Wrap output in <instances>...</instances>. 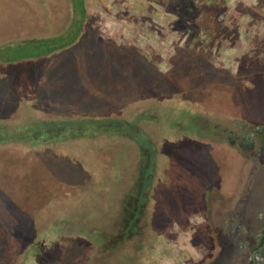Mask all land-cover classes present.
Listing matches in <instances>:
<instances>
[{
	"label": "rangeland",
	"instance_id": "1",
	"mask_svg": "<svg viewBox=\"0 0 264 264\" xmlns=\"http://www.w3.org/2000/svg\"><path fill=\"white\" fill-rule=\"evenodd\" d=\"M108 1L112 13L98 18L99 34L119 44L158 50L163 59L158 70L165 72L174 44L181 40L168 29L171 15L158 6L151 17L159 31L151 32L145 22L120 21L122 0ZM63 3L0 0V56L11 58L6 44L20 42L24 35L64 38ZM226 4L219 19L234 31L215 43L210 66L230 76L242 73L237 84L246 79L249 91L225 92L227 106L192 119H187L189 110L178 107L171 130L162 128L159 134L154 129L161 177L153 183L148 228L114 250L103 245L114 235V208L138 159L135 154L136 159L129 158L126 148L109 145L71 152L52 139L45 148L3 139L0 264H249L252 258L254 264H264V246L255 250L264 228V133L251 134L252 145L242 138L254 127H264V60L259 64L257 53L264 52V0ZM32 41L29 50L35 52L31 45L37 40ZM71 52L63 47L48 54L40 60L43 66H35V59L29 67L16 63L0 68V124L24 123L28 110L41 123L54 120L51 116L59 112H95L100 99L119 96L113 62L103 71L95 54L93 66L76 54L67 66ZM139 77L149 85L145 75ZM210 92L212 100L222 104V94ZM64 154L70 157L64 159Z\"/></svg>",
	"mask_w": 264,
	"mask_h": 264
},
{
	"label": "trees",
	"instance_id": "2",
	"mask_svg": "<svg viewBox=\"0 0 264 264\" xmlns=\"http://www.w3.org/2000/svg\"><path fill=\"white\" fill-rule=\"evenodd\" d=\"M226 3L227 0L120 1L121 7L117 11L119 20L129 24L145 22L151 32L157 29H155L156 23L151 13L158 6L171 15L168 29L178 32L181 40L180 43L176 41L174 44V49L169 55L170 67L165 72L158 70L163 60L158 50L154 48L147 50L136 44H119L114 39L104 38L99 34V29L96 27L98 18L104 13H112V4L108 0H64V9H66L64 10L66 21L64 38L24 35L18 40L20 42L12 41L6 44L12 52L9 54L12 55L11 58L5 57L4 54L0 56V68L16 63L32 65L30 63L35 59H38L35 61V66H40L41 59L48 54H55L63 47L64 52L72 50L71 58L68 57L71 60L74 55L79 54L76 52L77 48L84 46L87 51L98 57V66L103 71L107 69L109 62H113L118 68L114 81L118 84V89L122 91L119 90L117 97L108 98L107 96L100 99L95 112H89L86 108L81 110L82 113L79 111L77 115H65L59 112L51 116L54 120L41 123L37 122V118L30 117L32 112L28 110L26 115L29 116L24 118V123L0 124V141L17 139L26 146L37 143L40 148H45L44 143L52 139L57 141L64 151L71 152L79 148L92 149V147L116 145L126 148L129 158L134 159V154L138 156L135 166L130 167L131 176L125 178L124 181L127 182L124 186L125 190L114 208L118 219L114 226V235L103 243L111 250L131 236L137 235L141 229L148 228L146 214L149 213L155 201L153 183L156 178L161 177V165L157 166L159 147L152 136L156 137L157 131L160 134L162 128L166 133L167 130H171V127L176 124L174 115L177 114L178 107L189 110L187 115L191 117L187 119H192L201 112H213L214 108L227 106L225 101L228 100V96L223 95L225 92L236 93L242 89L249 91L244 83L246 79L237 84L242 79V73L230 76L225 69L210 66V59L213 56L212 48L215 43L222 42L223 35L234 31L228 29L219 19ZM32 40H37L35 46L31 45L32 49L36 47L35 52L29 50ZM257 53L260 64L264 60V52L257 50ZM130 56L132 60L129 59ZM95 58L90 56L88 59L95 64ZM140 62L146 66H143L146 69ZM67 63L70 64V62ZM257 64L255 67L251 64L250 68L257 69ZM247 65L248 62L245 67L249 69ZM139 70L142 72L140 74L145 75L149 80V85L141 81ZM181 73H186L185 77H182ZM246 74L247 72H244L243 76ZM230 83L234 88L228 86ZM213 89L222 94V104L219 105L216 102L217 99L212 100V95L209 94ZM204 92L209 97L202 96ZM154 129L157 131L155 132ZM17 132H24L25 135L15 137V134H11ZM39 133L43 137L38 138ZM254 133H264V127H254L243 135L246 145L253 144L251 134ZM68 157L70 156L64 154V159ZM261 244H264V237ZM252 262L253 260L250 261Z\"/></svg>",
	"mask_w": 264,
	"mask_h": 264
},
{
	"label": "crops",
	"instance_id": "3",
	"mask_svg": "<svg viewBox=\"0 0 264 264\" xmlns=\"http://www.w3.org/2000/svg\"><path fill=\"white\" fill-rule=\"evenodd\" d=\"M76 52H78L80 55H82L84 58L88 59L90 56L92 57V53H90L89 51H87V48H85L84 46H80L79 48H77ZM89 56V57H88ZM73 59H67V62H72ZM91 62V61H90ZM92 63V62H91ZM69 64L67 63V66ZM93 66V63L91 64ZM43 66V65H42ZM41 66V67H42ZM95 66V65H94ZM118 69V68H116ZM118 73V72H117Z\"/></svg>",
	"mask_w": 264,
	"mask_h": 264
},
{
	"label": "flooded vegetation",
	"instance_id": "4",
	"mask_svg": "<svg viewBox=\"0 0 264 264\" xmlns=\"http://www.w3.org/2000/svg\"><path fill=\"white\" fill-rule=\"evenodd\" d=\"M263 237H264V228H263V234H262V237H261V239H260V243H259V245L256 247L255 250H259V249H261V247L264 246V244H261V240L263 239ZM251 260H253V262H252V263L249 262V264H254V259L252 258ZM251 260H250V261H251Z\"/></svg>",
	"mask_w": 264,
	"mask_h": 264
}]
</instances>
